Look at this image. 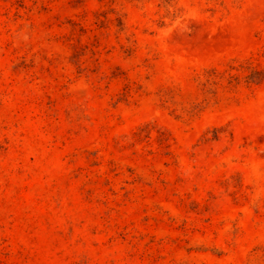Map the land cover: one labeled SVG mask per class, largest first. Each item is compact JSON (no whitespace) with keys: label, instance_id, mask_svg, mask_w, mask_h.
Wrapping results in <instances>:
<instances>
[{"label":"rangeland","instance_id":"1","mask_svg":"<svg viewBox=\"0 0 264 264\" xmlns=\"http://www.w3.org/2000/svg\"><path fill=\"white\" fill-rule=\"evenodd\" d=\"M0 264H264V0H0Z\"/></svg>","mask_w":264,"mask_h":264}]
</instances>
